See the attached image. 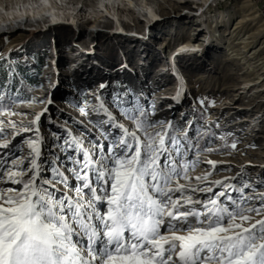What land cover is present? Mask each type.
<instances>
[{"label": "snow or ice", "instance_id": "6c2138e0", "mask_svg": "<svg viewBox=\"0 0 264 264\" xmlns=\"http://www.w3.org/2000/svg\"><path fill=\"white\" fill-rule=\"evenodd\" d=\"M96 99L79 134L57 125L62 134L43 136L44 109L0 140V264H264V218L252 215L264 214V196L248 206L255 188L243 170L192 183L191 150L217 151L201 149L194 121L181 128L116 96L129 127ZM22 132L33 135L17 145Z\"/></svg>", "mask_w": 264, "mask_h": 264}, {"label": "rangeland", "instance_id": "374dc122", "mask_svg": "<svg viewBox=\"0 0 264 264\" xmlns=\"http://www.w3.org/2000/svg\"><path fill=\"white\" fill-rule=\"evenodd\" d=\"M134 1L137 8L127 0H110L104 9L100 0L84 7L79 0H50L63 14L61 20H51L46 13L45 20L39 14L35 18L27 4L26 14L16 20L19 27L13 32L5 24L0 27V62L8 81L7 89L0 84L5 97L0 101V140H13L15 130L30 125L44 109L39 122L43 136L51 139V131L62 134L57 125L79 134L90 127L82 108L96 119L91 111L100 102L96 97L130 127L114 106L119 96L122 103L131 100L154 113L153 119L172 121L181 128L185 118L194 121L192 132H199L201 149L207 142L217 151L191 150L188 162H196L189 173L192 183L208 172L214 181L235 177L243 170L255 188L248 192L254 197L248 206L258 207L264 196V68H260L264 0ZM35 4L38 13L42 3ZM152 9H158L161 16L148 22ZM240 17H247L243 34L252 36L246 48L233 38L227 40ZM188 41L195 45L192 51L180 46ZM252 47L260 48L256 58L249 57ZM233 50L240 55L232 57ZM175 69L185 85L178 105L176 100L167 103L163 92L176 84ZM27 78L32 79L29 95L22 91ZM32 135L22 132L15 143L22 144L21 138ZM233 141L235 149L225 147ZM208 160L216 163L215 169ZM194 198L204 195L197 192ZM252 215L254 220L264 218V214Z\"/></svg>", "mask_w": 264, "mask_h": 264}, {"label": "bare ground", "instance_id": "6f19581e", "mask_svg": "<svg viewBox=\"0 0 264 264\" xmlns=\"http://www.w3.org/2000/svg\"><path fill=\"white\" fill-rule=\"evenodd\" d=\"M32 1L33 0H31V1H29V0H15V2H12V0H11V2L7 3V4L4 3L3 1H0V12L3 11L2 13H0V27L4 26V24H5L4 28H8L10 31L12 30V32H13V30H15V27H19V26L15 25L16 23H18V21H16V20L19 19V18H22L24 13L26 14L25 5H27V4H28V7H29L28 11L29 12L32 11V13L34 14L33 17H35V18L39 14L40 19L45 20V18H46L45 17V13L46 14H50V17H47V18H50L51 20H61L62 18H64L63 14H60L59 10H57V7H54L53 4L51 5L50 0H35L34 2H32ZM92 1L93 0H79V2L82 3V7L86 6L88 3L92 2ZM100 1H101L100 5L103 6L104 9H106V3H107V1H110V0H100ZM127 1L134 8L138 7V5L135 3L134 0H127ZM213 1H216V0H213ZM37 2L38 3H40V2L42 3L39 6H37V7H40L39 8L40 11L38 13L35 10L36 9L35 8V5H36L35 3H37ZM56 3H58V2H56ZM159 8H160V5H159L158 9ZM158 9H156V10L152 9V10H150L148 12V14H147L148 22H153L156 19H158L159 16H161V14L158 12ZM82 10L83 9H80L78 11H82ZM72 19H73V23L78 25V22L76 21V17H74L73 14H72ZM246 19H247V17H242V18L240 17V19L237 20L234 29L232 30V32H230L231 37L227 38L228 41H231V39L233 38L234 41L237 40L238 43H243L245 48L248 45H250V43H252V42H249L250 39L252 38L251 34H248L246 36L243 34L244 22H246ZM88 22L89 21L87 20V23ZM210 22L214 23V21H210ZM119 25H120V30L122 31V33H126V31L124 29V25L122 23H120ZM1 30L2 29L0 28V33L2 32ZM236 30H238V31H236ZM180 46L183 49H187L189 51H192V47H194L195 45L191 44L190 41H188V42H185V43H181ZM196 46L198 47L199 45H196ZM252 48H253L252 49L253 51L251 52V55H249V57L253 56L254 58H256L257 57L256 54H257V52H258V50L260 48H255V47H252ZM234 51H236V50H233L231 52L232 57L240 55V53H238V52H235L233 54ZM258 60H260V58ZM261 60H262V62L260 64L262 66L260 68L262 69V68H264V62H263L264 58L261 57ZM252 62H254V61H252ZM172 65L175 66V64H173V63H172ZM249 67H250V65H249ZM174 75H176L175 76L176 81H177L176 84L174 86H172V87L166 88L169 92H167V90L163 91L164 93H166L165 96L168 97V102L167 103H169V102H171L173 100H176L177 93L179 91H180L181 95L184 96L183 94H184L185 85H184V83L182 81V75L176 69H175V74ZM259 78L260 77H258V79ZM182 92H183V94H182Z\"/></svg>", "mask_w": 264, "mask_h": 264}, {"label": "trees", "instance_id": "16d2710c", "mask_svg": "<svg viewBox=\"0 0 264 264\" xmlns=\"http://www.w3.org/2000/svg\"><path fill=\"white\" fill-rule=\"evenodd\" d=\"M0 84L3 85V88L4 89H7V86H8V81L6 79V72H5V66L2 64V62H0ZM32 79H29L27 78L25 80V83L23 84V88H22V91L26 94V95H29L30 94V88H29V82L31 81ZM17 81V79H16Z\"/></svg>", "mask_w": 264, "mask_h": 264}, {"label": "water", "instance_id": "95a60500", "mask_svg": "<svg viewBox=\"0 0 264 264\" xmlns=\"http://www.w3.org/2000/svg\"><path fill=\"white\" fill-rule=\"evenodd\" d=\"M137 31H135L134 33H136Z\"/></svg>", "mask_w": 264, "mask_h": 264}]
</instances>
